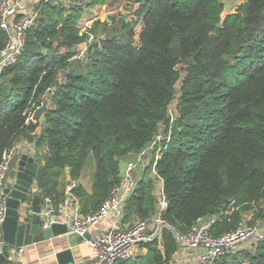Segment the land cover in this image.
<instances>
[{"label":"trees","instance_id":"16d2710c","mask_svg":"<svg viewBox=\"0 0 264 264\" xmlns=\"http://www.w3.org/2000/svg\"><path fill=\"white\" fill-rule=\"evenodd\" d=\"M107 2L36 5L37 23L1 73L0 161L20 138L33 141L37 195L57 203L91 157L90 190L75 187L81 212L90 213L120 182L122 160L147 148L124 221L149 218L160 186L163 215L182 232L200 216L215 215V236L259 221L244 216L264 210V0H237L231 9L223 0H135L121 32L95 35L84 67H71L74 52L59 48L86 43L104 22L82 27L83 7ZM5 39L0 29V49ZM48 48L55 50L48 55ZM45 99L42 120L27 119ZM146 248L140 264H173L179 250L168 228ZM212 264H264V238Z\"/></svg>","mask_w":264,"mask_h":264},{"label":"built area","instance_id":"2783aa9c","mask_svg":"<svg viewBox=\"0 0 264 264\" xmlns=\"http://www.w3.org/2000/svg\"><path fill=\"white\" fill-rule=\"evenodd\" d=\"M48 1L51 0H34L35 5L30 6L27 0H0V29L6 35L5 43L0 49V80L2 70L14 62L21 53L26 30L38 21L40 8L36 5ZM59 1L66 2V0ZM56 86V84L49 86L44 96L52 93ZM42 103L29 111L27 119L33 118L36 108ZM16 155L17 147L13 144L4 150L0 161V222L4 218L6 208L7 194L4 188L12 182L11 180L7 183V179L12 160ZM139 164H141L140 160L125 164L120 182L111 188L100 208L94 212H81L75 191L76 180L67 183L61 201L55 203L51 196H44L40 203V227L43 229L54 223H64L69 226L71 233L83 236L89 232L90 238L83 239L93 249L94 255L85 264H118L120 261L128 260L135 255L137 249L146 247L155 238H159L164 228L173 231L179 250L191 254L182 259L180 264H212L215 258L227 251L264 238V223L261 221L253 223L244 221L235 230L215 236L210 230L215 215L197 217L189 230L185 232L178 230L163 215L167 200L162 186L156 190L158 204L149 218L124 221L125 203L138 184L139 177L136 176L135 170ZM32 212V205L28 200L21 208V217L26 221L30 220ZM105 220L107 223H104ZM22 250V246L15 247L7 264H15L22 255Z\"/></svg>","mask_w":264,"mask_h":264},{"label":"water","instance_id":"95a60500","mask_svg":"<svg viewBox=\"0 0 264 264\" xmlns=\"http://www.w3.org/2000/svg\"><path fill=\"white\" fill-rule=\"evenodd\" d=\"M221 25H216L215 35L219 33ZM54 48H48L45 53L50 55ZM47 108V100L36 108L33 118L39 119ZM38 163L34 156L28 153H21L17 160L16 172L13 180L4 191L7 194L6 208L3 220L0 222V264L7 260L15 247L23 246L43 238H49L65 232H70L69 226L64 223H54L47 228L40 227L41 202L37 194L32 192L35 186V174ZM30 199L32 205V216L30 220L21 217L23 204ZM75 234V233H73ZM78 239L90 238V233L83 236L75 234ZM59 264H74V258L70 249H65L56 254Z\"/></svg>","mask_w":264,"mask_h":264},{"label":"rangeland","instance_id":"374dc122","mask_svg":"<svg viewBox=\"0 0 264 264\" xmlns=\"http://www.w3.org/2000/svg\"><path fill=\"white\" fill-rule=\"evenodd\" d=\"M30 1L32 2L29 3L30 6H34L35 5L34 0H27V2ZM223 2L225 3L226 8L231 9L235 7L237 0H223ZM136 8H137V3L135 2V0H108V2L103 4L102 6H98V5L93 7L84 6L83 14L80 19V24L82 25V27L93 26L95 22L98 21V19L104 22V24H98V25L95 24L96 31L95 33L91 32L89 39L86 43L64 45L59 48L60 51L72 50L74 52V55H72L69 59L70 66L74 68L84 67L88 54V46L90 45V43L93 42L95 35L96 36L104 35L106 38H108V36L114 33L119 34L121 32L124 22L135 15ZM137 27L138 25L135 27V29ZM147 150L148 149L146 148L144 151H141L138 154H131L127 158L125 157V159L122 160L123 166L127 162H133L136 160H140V163L143 165L146 164L149 161ZM139 165L135 170V174L137 177H140V175L142 174V166ZM154 168L155 167H153V169ZM92 171H93V161L92 158L89 157L88 161L86 162V164L82 169V176H83L82 178L85 184L87 185V187H90L91 185ZM261 206L262 208H264V199L261 202ZM257 208L258 207H255L254 208L255 210L253 209L246 211L244 220L249 221L250 219H253V220H259L264 223V210H263V216H260L256 211ZM140 249H138L140 252H145L147 250L146 247L143 248V250ZM133 258L134 257L132 256L131 258L126 260L125 264L141 263L140 258H137L136 260H134Z\"/></svg>","mask_w":264,"mask_h":264},{"label":"crops","instance_id":"0c3cea01","mask_svg":"<svg viewBox=\"0 0 264 264\" xmlns=\"http://www.w3.org/2000/svg\"><path fill=\"white\" fill-rule=\"evenodd\" d=\"M30 3L32 2L30 1ZM42 118H43V114H41L40 116L41 120ZM16 147H17V155L12 160L11 168L8 173L7 183L13 180V177L16 172L17 160L21 153H28L34 156L35 161L37 162V154H35L36 148L33 141H29L28 139L25 138H20L16 142ZM43 150L44 147L37 148L38 152H42ZM82 177L83 176H80L77 182L83 183L85 188L87 190H90L91 185L90 187H87ZM39 191L40 189L35 184V186L32 188V192L35 194H39ZM104 223H107L106 220L104 221ZM22 248H23L22 255L15 264H59L56 254L65 249L71 250L72 256L74 258V264H85V262H88L94 255V251L89 246V244L84 239L82 240L78 239V236L71 232H65L58 235H54L49 238L39 239L29 244H24ZM143 248L145 247L139 249L143 250ZM144 253L145 252H140L137 249L135 255L133 256L134 257L133 259L134 260H136L137 258L141 259ZM190 255L191 254L187 251L185 252V250H179L175 256L173 264H180L182 259ZM125 262L126 260L118 264H125Z\"/></svg>","mask_w":264,"mask_h":264}]
</instances>
